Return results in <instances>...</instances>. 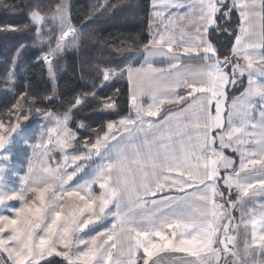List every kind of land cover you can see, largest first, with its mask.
<instances>
[{
    "label": "snow or ice",
    "instance_id": "obj_1",
    "mask_svg": "<svg viewBox=\"0 0 264 264\" xmlns=\"http://www.w3.org/2000/svg\"><path fill=\"white\" fill-rule=\"evenodd\" d=\"M0 7L18 10L6 0ZM115 7L104 0L93 13ZM26 9L29 23H0V33L32 31L36 59L54 80L53 60L80 46L84 28L67 0ZM234 14V29L220 23ZM221 33L231 37L227 51L213 39ZM27 48L15 50L9 90ZM117 51L142 52L143 63L102 66L100 83L63 113L26 86L0 116V207L12 213H0V264H264V0H151L147 38ZM155 57L167 67H155ZM115 79L126 80V112L117 108L120 89L98 96ZM89 98L109 113L94 128L73 121ZM41 118L38 142L28 144ZM22 143L35 160L9 186Z\"/></svg>",
    "mask_w": 264,
    "mask_h": 264
},
{
    "label": "trees",
    "instance_id": "obj_2",
    "mask_svg": "<svg viewBox=\"0 0 264 264\" xmlns=\"http://www.w3.org/2000/svg\"><path fill=\"white\" fill-rule=\"evenodd\" d=\"M102 0H67L70 4L71 17L78 28H84L82 35L77 39L81 41L78 48H69L64 51L60 62V73L56 74L57 84L55 95L48 78L46 64L37 61L41 54L40 47L35 43L36 37L32 31L0 33V116L11 107L17 94L28 87L30 94L38 99L41 106H47L57 113L65 112L78 93L92 89L94 83L99 84L101 77L99 69L104 65L123 67L129 63L128 57H134L138 52H119L117 47L124 43L140 44L148 36V19L151 0H108L116 5L104 14L93 13ZM50 0H42L48 3ZM9 5L18 6L15 12H5L0 7V23L24 25L29 23L26 6L33 0H6ZM89 14L93 19H87ZM236 18V14L232 16ZM236 20V19H235ZM236 21H221L220 23L230 30L234 29ZM221 46V51H227L231 37L227 33L213 36ZM20 44H27L28 48L22 53L15 65V91L9 90L4 85L7 71L12 69L11 60L15 50ZM107 86L98 88L99 97L112 96L116 89L120 93L116 96L117 108L121 112L127 111L128 91L124 79H115L106 83ZM45 96H53V100H45ZM112 118L115 114L112 113ZM109 118L99 99L89 98L73 117V121H84L92 128L98 127ZM36 122V121H35ZM75 127V124H73ZM34 121L31 130H34ZM89 132L80 130V135L87 136ZM30 130L26 138H31ZM83 175V174H82Z\"/></svg>",
    "mask_w": 264,
    "mask_h": 264
},
{
    "label": "rangeland",
    "instance_id": "obj_3",
    "mask_svg": "<svg viewBox=\"0 0 264 264\" xmlns=\"http://www.w3.org/2000/svg\"><path fill=\"white\" fill-rule=\"evenodd\" d=\"M151 2V1H150ZM188 3L193 2V0H187ZM104 3V0L101 1V5ZM187 11V9H182V13H185ZM238 19V14H236V18H232L231 20H236ZM139 53V52H138ZM64 52L60 55H58V57L56 59L53 60V71L55 73V79L53 80L52 77H50L49 75V71H48V66L46 64V68H47V74H48V78L51 82V86L53 88H56V84H57V77L56 74L59 75V71H60V62H61V57L63 56ZM136 56H134L129 63H131V61H133V59H135ZM140 63H143V55L141 53V57L139 58V60L137 61L136 66H139ZM152 63L155 67H167V62L166 60H164L161 57H155L152 60ZM107 83V82H106ZM259 108L256 109L254 115L256 116L257 119H259ZM36 121V122H35ZM46 123V121H44L42 118L41 119H36L34 120V126H36V128L34 130H30V132H32V136H30L31 138H26L28 141V144H35L38 142V138H39V132H40V128L41 125ZM217 148H219V145H216ZM224 153L225 155L233 158L234 160H236L237 165H238V161H239V156L238 154L232 152L230 149H224ZM57 157L59 156L58 153L55 154ZM30 160H35V157H33L32 155V148L31 147H27L25 146L23 143L21 145L20 148L18 149H14V154L12 157V160L10 162V169L11 172L13 173V175L11 176V178L9 179L8 183L9 186H18L19 185V180L20 177H22L23 175L26 174L27 172V166ZM11 206H15V207H19V202L18 201H11L9 202ZM0 213L2 214H6V215H12V213L7 212L3 207H0ZM234 215L236 216L237 220H239L240 218V213L239 211L234 212ZM257 259H260L259 254H257Z\"/></svg>",
    "mask_w": 264,
    "mask_h": 264
},
{
    "label": "crops",
    "instance_id": "obj_4",
    "mask_svg": "<svg viewBox=\"0 0 264 264\" xmlns=\"http://www.w3.org/2000/svg\"><path fill=\"white\" fill-rule=\"evenodd\" d=\"M150 7H151V2H150ZM178 14H183V13H182V9L178 10ZM141 53H142V52H139V53L136 55L135 59H133V61H131L132 64H135V65L137 64V61H138L139 58L141 57ZM238 162H239V161H238ZM177 255H183V254H177ZM56 259L59 260L60 258L57 257Z\"/></svg>",
    "mask_w": 264,
    "mask_h": 264
}]
</instances>
